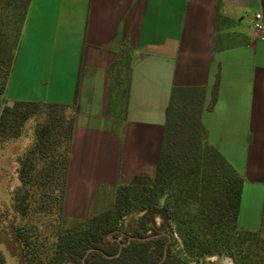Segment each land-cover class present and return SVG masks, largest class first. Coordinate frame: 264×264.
<instances>
[{
    "label": "crops",
    "instance_id": "0c3cea01",
    "mask_svg": "<svg viewBox=\"0 0 264 264\" xmlns=\"http://www.w3.org/2000/svg\"><path fill=\"white\" fill-rule=\"evenodd\" d=\"M57 5L59 24L66 6L65 33L78 47L25 50L32 30L43 35L54 31L58 41L60 25H33L39 16L48 21L44 7ZM220 12L217 26L218 0H33L16 61L22 52L37 64L50 57L49 83L58 84L66 56L68 96L71 101L78 96L66 223L112 208L121 184L150 182L173 87L203 86L208 104L219 73L217 102L202 115L207 140L245 179L239 227L264 236V31L253 26L255 14L264 20V0H221ZM244 13L252 24L245 32L235 28ZM218 33L221 51L214 50ZM126 43L134 59L128 87L122 85L125 93L112 112L111 66Z\"/></svg>",
    "mask_w": 264,
    "mask_h": 264
},
{
    "label": "trees",
    "instance_id": "16d2710c",
    "mask_svg": "<svg viewBox=\"0 0 264 264\" xmlns=\"http://www.w3.org/2000/svg\"><path fill=\"white\" fill-rule=\"evenodd\" d=\"M32 2L0 0V151L31 134L18 157L20 187L12 198L19 215L13 235L24 263L199 264L216 256L233 264H264V236L238 225L245 179L207 140L202 120L217 102L219 73L208 104L203 86L173 87L150 182L121 184L112 208L66 224L77 93L70 105L6 101ZM218 10L217 26L221 0ZM221 37L216 35L215 51L223 50ZM133 59L130 45L124 44L111 66L110 92L122 87L125 93ZM158 213L170 226L169 235L154 227ZM131 217L136 218L134 225L118 241L123 221ZM176 240L179 253L173 248Z\"/></svg>",
    "mask_w": 264,
    "mask_h": 264
},
{
    "label": "rangeland",
    "instance_id": "374dc122",
    "mask_svg": "<svg viewBox=\"0 0 264 264\" xmlns=\"http://www.w3.org/2000/svg\"><path fill=\"white\" fill-rule=\"evenodd\" d=\"M61 0H57L59 3ZM66 1V0H65ZM44 12L48 14V21L38 17V20H33V25L37 29H45V25L52 22L51 26L54 27L56 24L60 25V34L58 35V41L54 40V31L48 35H43L39 31L33 33V36H29L26 42L25 50L32 51L35 48H49L53 49L56 47L58 49H76L78 47V41H70L67 38L66 31V6L62 8V18L61 24H59V15H61V8L58 7H44ZM250 13V12H249ZM249 13H244V17H238L237 24L235 28L241 31L252 30L251 16ZM43 23V24H42ZM36 25V26H35ZM50 26V27H51ZM59 29V28H58ZM249 34V33H248ZM32 37V38H31ZM32 40H31V39ZM57 42V43H56ZM56 43V44H55ZM66 56L63 57V62L61 65L63 81L56 84L54 82L49 83V76L51 75V58L48 56H43L44 61L40 63H35L32 59H29L24 52H22L19 60L13 67L10 79L7 85L6 91V101L8 104H12L15 101H32L37 102L41 100H62L64 102H69L66 105L72 104L73 101L70 99L69 86L67 80L68 69L66 65ZM71 56L69 59H72ZM60 59H62L60 57ZM60 64V63H59ZM74 64V60H73ZM43 79H46L47 83L43 84ZM120 89L114 91L111 97V110L112 112L116 109V103L120 97ZM69 100V101H68ZM47 102V101H45ZM65 104V103H64ZM30 136L19 141L10 143L6 145L0 151V264H25L23 257L21 255V249L19 244L16 242L13 235V225L18 222L19 215L16 213L12 198L13 193L20 187V182L18 179V170L20 164L18 162V157L23 151V149L29 143ZM135 217L126 218L122 225V234H126L130 227L134 225ZM69 224V223H66ZM154 227L159 230L160 233L169 235L171 233V228L167 222L162 218L159 213L154 219ZM113 238H109L112 240ZM173 248L176 253L181 251L180 243L176 240L173 241ZM193 264V263H192ZM199 264H233L232 260L227 257H210L201 260Z\"/></svg>",
    "mask_w": 264,
    "mask_h": 264
},
{
    "label": "built area",
    "instance_id": "2783aa9c",
    "mask_svg": "<svg viewBox=\"0 0 264 264\" xmlns=\"http://www.w3.org/2000/svg\"><path fill=\"white\" fill-rule=\"evenodd\" d=\"M253 26L258 32L264 31V20L261 13L255 14V20Z\"/></svg>",
    "mask_w": 264,
    "mask_h": 264
},
{
    "label": "flooded vegetation",
    "instance_id": "af4514ba",
    "mask_svg": "<svg viewBox=\"0 0 264 264\" xmlns=\"http://www.w3.org/2000/svg\"><path fill=\"white\" fill-rule=\"evenodd\" d=\"M122 237H124L123 235H121V237H119L118 241H120L122 239Z\"/></svg>",
    "mask_w": 264,
    "mask_h": 264
},
{
    "label": "water",
    "instance_id": "95a60500",
    "mask_svg": "<svg viewBox=\"0 0 264 264\" xmlns=\"http://www.w3.org/2000/svg\"><path fill=\"white\" fill-rule=\"evenodd\" d=\"M107 257H109V256H107Z\"/></svg>",
    "mask_w": 264,
    "mask_h": 264
}]
</instances>
